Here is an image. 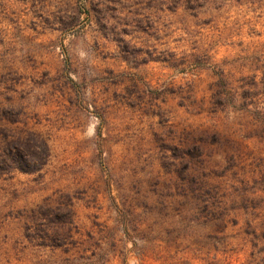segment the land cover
I'll return each instance as SVG.
<instances>
[{"label": "rangeland", "instance_id": "1", "mask_svg": "<svg viewBox=\"0 0 264 264\" xmlns=\"http://www.w3.org/2000/svg\"><path fill=\"white\" fill-rule=\"evenodd\" d=\"M0 264H264V0H0Z\"/></svg>", "mask_w": 264, "mask_h": 264}]
</instances>
